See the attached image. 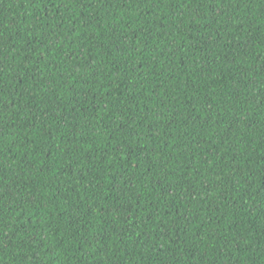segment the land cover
<instances>
[{
  "label": "trees",
  "instance_id": "obj_1",
  "mask_svg": "<svg viewBox=\"0 0 264 264\" xmlns=\"http://www.w3.org/2000/svg\"><path fill=\"white\" fill-rule=\"evenodd\" d=\"M0 264H264V0H0Z\"/></svg>",
  "mask_w": 264,
  "mask_h": 264
}]
</instances>
